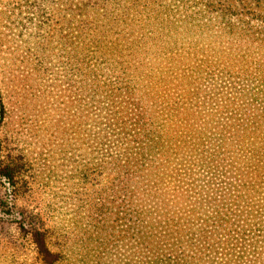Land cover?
Returning <instances> with one entry per match:
<instances>
[{
	"label": "rangeland",
	"instance_id": "obj_1",
	"mask_svg": "<svg viewBox=\"0 0 264 264\" xmlns=\"http://www.w3.org/2000/svg\"><path fill=\"white\" fill-rule=\"evenodd\" d=\"M264 264V0H0V264Z\"/></svg>",
	"mask_w": 264,
	"mask_h": 264
},
{
	"label": "trees",
	"instance_id": "obj_2",
	"mask_svg": "<svg viewBox=\"0 0 264 264\" xmlns=\"http://www.w3.org/2000/svg\"><path fill=\"white\" fill-rule=\"evenodd\" d=\"M34 243L40 256V262L43 264H55V253H53L49 246H46L42 234L39 231L34 232Z\"/></svg>",
	"mask_w": 264,
	"mask_h": 264
}]
</instances>
